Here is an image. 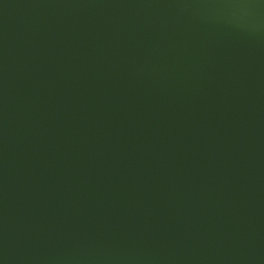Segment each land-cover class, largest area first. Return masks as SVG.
I'll use <instances>...</instances> for the list:
<instances>
[{
    "label": "water",
    "instance_id": "95a60500",
    "mask_svg": "<svg viewBox=\"0 0 264 264\" xmlns=\"http://www.w3.org/2000/svg\"><path fill=\"white\" fill-rule=\"evenodd\" d=\"M0 264H264V0H0Z\"/></svg>",
    "mask_w": 264,
    "mask_h": 264
}]
</instances>
